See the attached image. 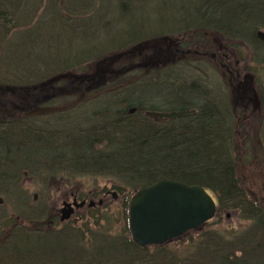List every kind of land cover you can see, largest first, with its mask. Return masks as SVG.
<instances>
[{
	"label": "trees",
	"instance_id": "1",
	"mask_svg": "<svg viewBox=\"0 0 264 264\" xmlns=\"http://www.w3.org/2000/svg\"><path fill=\"white\" fill-rule=\"evenodd\" d=\"M4 1H9L16 11L25 7L22 0L18 4ZM126 1L133 5L142 0ZM158 1L160 7L166 5L175 13L166 18L161 13L155 15L165 30L143 33L140 28L134 29L119 40L111 39L99 50L126 51L150 39H155L151 43H160L158 39L173 35L207 31L226 42L245 44L254 68L264 63V40L259 37L264 33V0ZM54 18L48 16L46 28L50 44L58 48L60 41H70L71 36L66 39L64 28L51 27ZM62 18L71 22L69 17ZM96 21L93 30L81 36L87 47L93 45V32L100 25ZM1 36L0 33V42ZM28 36L25 45L37 41L32 34ZM16 53L8 55L6 51L1 57L12 60ZM18 53L21 55V50ZM175 67L163 71H173ZM161 71L143 77L139 86L126 87L134 88L132 96L126 94L120 101L95 98L72 110L0 122V198L5 201L0 208V264H264V209L241 187L236 165V126L228 93L220 83L209 87L192 83L184 87L182 106L176 111L194 114L158 123L144 113L158 111L148 105L153 97H165L152 93V89L161 88ZM36 75L26 78L28 82L24 84L38 83L41 73L37 78ZM169 76L173 83L178 80L177 75ZM148 78L155 79L157 85H148ZM132 107L135 111L129 114ZM26 175L43 189L57 176L68 180L85 176L114 179L112 189L124 197L121 211L115 219L100 214L99 207L88 210L90 215L79 225L26 229L17 223L18 219L48 220L45 200L30 206L29 196L21 191ZM162 180L204 188L217 201L215 218L232 212L246 226L219 229L215 227L218 222L211 221L200 231L163 246L138 247L129 233V198Z\"/></svg>",
	"mask_w": 264,
	"mask_h": 264
},
{
	"label": "rangeland",
	"instance_id": "2",
	"mask_svg": "<svg viewBox=\"0 0 264 264\" xmlns=\"http://www.w3.org/2000/svg\"><path fill=\"white\" fill-rule=\"evenodd\" d=\"M22 1L25 2V7L18 8L16 11V8H13L9 1L0 0V2L7 3L6 6L9 7V9H6L5 4H0V33L3 35L0 42V68L3 70L6 68L7 70L6 80L2 79L3 70H0V108H5L9 115L14 112L13 114L16 117H20L21 113H19L20 111L17 108L28 106L23 112L26 114L25 118H31L32 116L27 114L30 113L32 108H35L34 105H39L37 102L41 98H44L42 104L44 103L45 105H42L43 107H48L50 110L68 108L67 111L75 109L77 107L75 104L79 100H83L88 104L95 98L106 99L107 101L109 99L120 101L126 94L132 96L134 88L126 90V87L139 86L143 77H149L161 71L162 59H165L167 54L165 52L152 55L153 50L159 52L161 47V45L154 44L157 42L151 43L155 39L145 41L144 45H147V47L134 45L126 51L123 50L124 52L104 53L103 50H99L102 45L105 47V43L110 44L111 39L119 40L122 34L134 29L140 28L143 33H145V30L148 33L165 30L166 26L158 24L156 20L160 17L155 15L161 13V16L166 18L168 15H175V13L173 10L168 9L166 5L163 8L160 7L158 0H142L137 1L133 5L127 4L126 0H124L125 2L120 1L121 3L114 0H92V3L85 0ZM52 15L56 18H54L55 24L54 22L51 23V27L56 25L60 30L64 28L65 33L70 32L71 29L76 33L75 38L71 42L65 39L64 43L63 41L59 42L58 52L57 48L54 47L55 45L53 43L50 44L48 38L50 34L48 28H46L48 23L46 20L48 21V16ZM63 16L69 17L71 22L67 23L62 18ZM96 19L100 21V25L93 32V45L87 47L85 38H81V36L93 30L98 22ZM14 25L16 26L15 28H13ZM17 26H21L20 31ZM25 33L28 35L32 34L33 37L37 38V41L35 40L29 46L25 45V41L23 44L19 36L21 35L24 38ZM261 35L264 37L263 32ZM176 38L184 41L183 43L190 44V53L186 55L187 59L182 62L183 64L177 65L173 71H161L163 74L160 77L161 81L158 87L162 89H152V93L161 94L166 98L158 99L160 97H153V101L148 105L158 110L154 113L181 112L180 110L176 111L182 106L183 99L180 98V95L192 83L203 84L208 87L220 83L228 93V99L230 97L232 103L236 102L238 100V92H232L230 76L233 78L234 74L238 73L239 80L235 81L232 79V81L234 85L237 83L243 84L245 90L242 100L245 98L247 108L244 109L240 102L239 105L233 106L234 109H231L236 126L234 130L237 148V174L241 181V187L249 198L264 209V63L260 67L254 68L251 52L245 44L236 41L226 42L221 36L213 32H187L174 35L171 39ZM24 40L26 39L24 38ZM16 50H21V55ZM219 50H223L228 57H226L227 61H224L228 69L220 65V62L223 61L220 54H218ZM6 51L9 52L8 55L14 51L17 53L10 60L5 55L1 57V54L6 53ZM132 52L134 53L128 56ZM89 54H94L101 62L105 59L104 63L102 62L96 66V63L89 61ZM213 55L214 58H212ZM135 58L136 62H139L134 65L133 60ZM154 61H161L162 63L158 65ZM70 71L77 75L79 80L73 81L74 83L70 82L69 90L64 92V88L68 85V82L66 83L67 80L64 79L60 84L55 85L51 79H54L55 76L62 77L63 73ZM39 73H41V76ZM169 73L173 76L177 75L178 80L173 83L172 79L169 78ZM34 74L40 76V79L45 78L48 79L47 81H51L52 86H49L51 90L34 92L27 90L30 94L27 97V94L23 93V90L26 89L18 90L17 88L22 86L21 84L28 82V78L31 77L33 79ZM101 74H103V80L100 78ZM37 75L35 78H37ZM246 76L247 78L250 77L251 80L246 79ZM23 77L24 80L27 78L24 83L19 81ZM99 79L102 80V84L91 89L92 85ZM148 80H150L148 85H157L156 82H153L155 79L148 78ZM80 81L82 84H79ZM72 88L76 90V93L68 94ZM11 90H18L19 93H23V99L20 97H18L20 100L11 98V96L15 95ZM81 92L85 93L86 96L82 98L79 94ZM50 96H53L52 99H49ZM253 100H258V104L252 103ZM32 101L35 103L33 104ZM85 102L84 104H86ZM254 107L255 111H253ZM134 111L135 109L132 107L129 110V114L134 113ZM12 119L15 118L7 116L0 122L11 121ZM164 121L166 122V119L161 122ZM113 180L93 176L68 180L66 177L57 176L50 181L47 189H43L32 177L26 175L21 183V191L29 196L30 206L32 203H38V201L44 199L45 204L49 208L47 212L50 220L33 222L20 218L17 223L26 229L61 226L59 217L61 216L62 206L72 203V200H75L78 205L82 201L97 203L100 200L102 208L99 209V213H106L117 219L124 197L112 189ZM112 194H116L117 197L113 198ZM2 199L0 198V208L5 206V201ZM215 204H217V201ZM77 210L71 219L68 220L70 225L82 224L83 220L89 215L85 206ZM213 221L215 223L218 222L215 227H219V229H239L246 226V223L239 221L236 214L232 212H224L221 218H214ZM202 227L197 231H200Z\"/></svg>",
	"mask_w": 264,
	"mask_h": 264
},
{
	"label": "water",
	"instance_id": "3",
	"mask_svg": "<svg viewBox=\"0 0 264 264\" xmlns=\"http://www.w3.org/2000/svg\"><path fill=\"white\" fill-rule=\"evenodd\" d=\"M38 113L44 111L39 110L35 114ZM191 114L190 112L147 113V116L161 122L165 119L188 117ZM82 206L83 203L76 207ZM215 213L216 206L213 199L201 187L160 181L141 189L130 200L128 211L130 234L133 242L139 247L161 246L186 233L199 230L214 217ZM69 216L70 214L65 213L61 220Z\"/></svg>",
	"mask_w": 264,
	"mask_h": 264
},
{
	"label": "bare ground",
	"instance_id": "4",
	"mask_svg": "<svg viewBox=\"0 0 264 264\" xmlns=\"http://www.w3.org/2000/svg\"><path fill=\"white\" fill-rule=\"evenodd\" d=\"M12 2L13 3H15V4H18V3H20V1L19 0H12ZM99 17H100V15H98ZM81 27V26H80ZM17 28H19V31L21 30V28L20 27H17ZM77 32H78V30H77ZM22 34V33H21ZM26 34V33H25ZM67 35V37H65L66 39H68V37L71 35V39H70V41L69 42H71L72 40H73V38H75V36H76V33H74V30L72 31V29H71V31L70 32H67L66 33ZM27 35L28 34H26V35H24V38L26 39L27 38ZM174 36V35H173ZM30 36H28V38H29ZM23 37H21V35L19 36V39L22 41V43L24 42V38L22 39ZM65 42V40H63V43ZM68 42V43H69ZM184 41H182V40H180L179 38H176V39H171V37L169 38V39H167L166 40V42H164V43H161V41H160V43H154V44H158V45H161V47H160V50H159V52H155V50H153V53H152V55H156L157 53L158 54H162V53H165V52H167V50L168 51H170V50H175V49H177L179 52H183L184 51V53H185V56L187 55V54H189L190 52V48H189V46H190V44H188V43H183ZM190 43V42H189ZM141 45V44H140ZM155 45V46H156ZM141 46H143V47H147V45H141ZM189 49H188V48ZM57 50H58V48H57ZM218 54H220V56L222 57L223 55H225V53H224V51L223 50H220L219 52H218ZM94 54H89V61H93L94 63H96V66H98L99 64H101L102 62L104 63V61H105V59H103L102 60V62L99 60V59H97L96 58V56L94 55ZM226 56V55H225ZM214 57V55L212 56V58ZM221 60L224 62L225 60H226V58H224L223 59V57L221 58ZM43 62V61H42ZM67 63V62H66ZM68 64V63H67ZM5 70H3L2 68H0V70H3V75H4V77L2 78L3 80L4 79H6V76L5 75H7V70H6V68H4ZM9 70V69H8ZM97 72V71H96ZM103 73V72H102ZM64 75L62 76V77H58V76H55V78L54 79H51V80H53V82L52 83H54L55 85H58V84H60V82L61 81H63L64 79L65 80H67L66 81V83L68 82V85H66V87L64 88V92L65 91H67V90H69L68 89V87H69V83L70 82H73V81H75V80H79V77L77 76V75H75L74 73H72V71H70V72H65V73H63ZM84 76V75H83ZM227 77H229V76H227ZM232 76H230V84H232V92L233 91H236V92H238V89H237V84L236 85H234V83H233V81H232V79L233 80H235V77L233 76V78H231ZM100 78L103 80V74H101V76H100ZM246 78V77H245ZM248 80H251V78L250 77H248L247 78ZM48 79H45V78H41V79H39V82L38 83H36L35 85H29V84H21L22 86H18V90L19 89H26V90H23V93H25V94H27V97H28V95H30L29 94V92L28 91H30V92H34V91H44V90H51V87H49V86H52V83H51V81L49 82V81H47ZM102 80H98L97 82H95V84H93L92 85V87H91V89L92 88H96V87H98V86H100L101 84H102ZM19 81H21V80H19ZM41 81V82H40ZM21 82H23L24 83V80H22ZM50 83V84H49ZM74 83V82H73ZM79 84H82V82L80 81V83ZM243 85V84H242ZM47 87V88H46ZM67 88V89H66ZM234 89V90H233ZM18 90H11V92H13V93H15V97L14 96H11V98H18V97H20V98H22L23 99V93H19V91ZM28 90V91H27ZM32 90V91H31ZM3 92L5 93V89L3 88ZM79 92V91H78ZM83 92H87V91H83ZM83 92H81V93H79L80 94V96L83 98L84 96H86V94L85 93H83ZM242 92H243V94H244V91H242V89H241V96L243 95L242 94ZM74 93H76V90L74 89V88H72L71 90H70V92L68 93V94H74ZM18 96H17V95ZM76 95H78V94H76ZM17 96V97H16ZM79 96V97H80ZM258 96V95H257ZM52 97L53 96H50L49 97V99H52ZM20 98H18L19 100H20ZM260 98V97H259ZM44 101V98H41V99H39V102H37V103H39V105L37 104V105H34L35 106V108H32L31 110H30V113H28L27 115H30V116H35V115H39V116H41V115H46V114H48V112H53V111H55L56 109H53V110H50L48 107H43L45 104L43 103L42 104V102ZM228 101H229V107H231V109H234L233 108V106H237V105H239V103L241 102V104L240 105H242L243 107H244V109L245 108H247V106H246V104H247V102L245 101V98H243V100L242 101H236V102H233L232 103V99L229 97V99H228ZM13 103H15L14 101H12ZM33 102V104L35 103L34 101H32ZM85 101H83V100H79L75 105L78 107V106H80L82 103H84ZM257 102H258V100H257ZM43 105V106H42ZM28 108V106H26L25 108H23L22 110H24V109H27ZM68 108H66V109H61V108H58V110H56V111H65V110H67ZM39 110H43L44 111V113H38V114H35L36 113V111H39ZM11 111H12V109H11ZM253 111H255V107H254V109H253ZM19 113H21L20 115V117H16L14 114H12V115H9V113H8V111L5 109V108H0V121L2 120V119H4V118H6L7 116H9V117H11V118H15V119H19V118H25L26 117V114L23 112V111H20ZM144 116L145 117H147L145 114H144ZM147 118H149V119H152V120H154V121H156V118H152V117H147ZM164 123V122H163ZM162 181H164V180H162ZM160 182V181H159ZM21 183H22V181H21ZM156 183H158V182H156ZM155 183V184H156ZM155 184H153V185H155ZM152 186V185H151ZM189 186V185H188ZM198 187H200V186H198ZM47 188V187H46ZM202 188V187H201ZM202 189H204V188H202ZM140 191V190H139ZM204 191H206L208 194H209V196H210V198H212V199H214V196L212 195V194H210L207 190H205L204 189ZM113 195V198H115V197H117L116 196V194H112ZM35 197H36V195H35ZM134 197V194H132L131 196H130V198H129V202H130V200L132 199ZM82 203H83V206L82 207H80V208H83L84 206L86 207V209L87 210H93L94 208H102V203H100V200L97 202V203H94V202H92V201H90V202H85V201H82ZM81 203V204H82ZM66 205H68L67 207H66ZM46 206V208L47 209H49L48 208V205H45ZM76 206H78V204L75 202V200H72V203H68V204H64L62 207V210H61V212H60V217H59V223H61V226H64V225H66V224H69L68 223V220H70L71 219V217H72V215L75 213V211L78 209L79 210V208H77ZM72 210H71V209ZM77 210V211H78ZM71 211V212H70ZM70 212V213H69ZM65 213H68V214H70V216L67 218V219H65V220H61V218H62V216L63 215H65ZM101 214V213H100ZM103 214V213H102ZM47 215H48V212H47ZM89 215H90V212H89ZM88 215V216H89ZM47 219H49L48 217H47ZM51 222V221H50ZM51 223H53V222H51ZM128 227H129V219H128ZM129 233H130V228H129ZM187 234H189V233H186L185 235H187ZM184 235V236H185ZM130 238H131V241H133L132 240V237H131V234H130ZM182 237H179V238H177V239H175V240H178V239H181ZM134 243V242H133ZM135 244V243H134Z\"/></svg>",
	"mask_w": 264,
	"mask_h": 264
},
{
	"label": "flooded vegetation",
	"instance_id": "5",
	"mask_svg": "<svg viewBox=\"0 0 264 264\" xmlns=\"http://www.w3.org/2000/svg\"><path fill=\"white\" fill-rule=\"evenodd\" d=\"M165 41H161V43H164ZM220 51V50H219ZM166 54H167V56H165V59H162V62L160 61V62H158V61H154L155 63H157L158 65H159V63H162V65L163 66H161L162 68H166V67H168V66H170V65H173V64H178V63H182V62H184L186 59H187V57L185 56V53H184V51L183 52H179L177 49H175V50H170V51H167L166 52ZM132 57V56H131ZM223 57V59L224 58H226L227 56H225V55H223L222 56ZM228 58V57H227ZM227 58H226V60L225 61H227ZM133 61H136V58L133 60ZM136 63V62H135ZM135 65V64H134ZM220 65L222 66V67H225V68H227L228 69V66L226 65V63H224V62H220ZM234 77H235V81H238L239 80V74L238 73H235L234 74ZM243 85H242V83H237V89H238V100L237 101H241L242 100V96H241V89H242V91H244L243 90ZM242 94H243V92H242ZM252 103H254L255 105H257L258 104V102L256 101V100H253L252 101ZM23 108H25L24 106H21V107H19V108H17L19 111H24V110H22ZM14 113V112H13ZM12 113V114H13Z\"/></svg>",
	"mask_w": 264,
	"mask_h": 264
}]
</instances>
